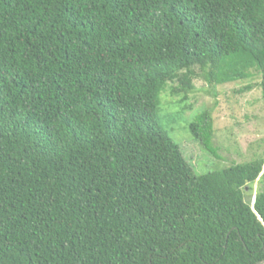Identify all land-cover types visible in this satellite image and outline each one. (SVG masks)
I'll list each match as a JSON object with an SVG mask.
<instances>
[{"label":"trees","instance_id":"obj_1","mask_svg":"<svg viewBox=\"0 0 264 264\" xmlns=\"http://www.w3.org/2000/svg\"><path fill=\"white\" fill-rule=\"evenodd\" d=\"M195 78L264 102V0H0V264L264 262V154L197 173L161 125Z\"/></svg>","mask_w":264,"mask_h":264},{"label":"rangeland","instance_id":"obj_2","mask_svg":"<svg viewBox=\"0 0 264 264\" xmlns=\"http://www.w3.org/2000/svg\"><path fill=\"white\" fill-rule=\"evenodd\" d=\"M258 82L259 79L254 78L218 85L195 78L185 106L184 103L178 106L175 101L179 96L171 98L166 88L160 93V115L164 117L161 125L178 143L183 156L197 173L248 162L264 154V102ZM246 85L250 87L245 89ZM170 86H177V83H169L168 88ZM203 110H207L211 118L214 153L194 139L188 128L196 114ZM257 190L255 182L252 190H245V200L252 204Z\"/></svg>","mask_w":264,"mask_h":264},{"label":"water","instance_id":"obj_3","mask_svg":"<svg viewBox=\"0 0 264 264\" xmlns=\"http://www.w3.org/2000/svg\"><path fill=\"white\" fill-rule=\"evenodd\" d=\"M253 202H254V200H253Z\"/></svg>","mask_w":264,"mask_h":264}]
</instances>
